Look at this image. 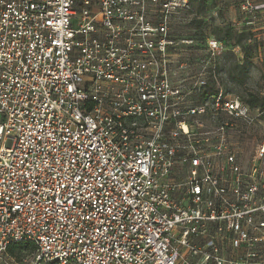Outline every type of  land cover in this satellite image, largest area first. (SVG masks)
Returning a JSON list of instances; mask_svg holds the SVG:
<instances>
[{
  "label": "built area",
  "instance_id": "built-area-1",
  "mask_svg": "<svg viewBox=\"0 0 264 264\" xmlns=\"http://www.w3.org/2000/svg\"><path fill=\"white\" fill-rule=\"evenodd\" d=\"M192 2L0 0V255L264 264V130L246 164L237 149L262 120L198 98L227 44L172 33Z\"/></svg>",
  "mask_w": 264,
  "mask_h": 264
},
{
  "label": "rangeland",
  "instance_id": "rangeland-1",
  "mask_svg": "<svg viewBox=\"0 0 264 264\" xmlns=\"http://www.w3.org/2000/svg\"><path fill=\"white\" fill-rule=\"evenodd\" d=\"M242 1L193 0L190 11L173 18L170 27L172 33L179 37L203 32L214 34L226 42L227 49L215 56L212 65L206 69V85L197 91V95L201 98L206 93L222 89L232 96L243 100L250 97L260 104L258 108L252 109V114L256 119H261L262 124L250 128L248 137L237 146L241 162L246 164L260 138L258 131L264 130V11L255 16L248 15L250 22L246 24V15L239 10ZM230 7L233 13L229 10ZM233 14H236L235 22L232 20ZM196 70L199 68L196 67ZM192 72L194 71L186 70V74H181V77L189 78L193 75ZM190 83H193L192 79L187 80L186 86H190ZM18 254L19 259L10 254H1L0 264L30 263L29 251L23 250ZM260 255L259 259L264 260V250Z\"/></svg>",
  "mask_w": 264,
  "mask_h": 264
},
{
  "label": "trees",
  "instance_id": "trees-1",
  "mask_svg": "<svg viewBox=\"0 0 264 264\" xmlns=\"http://www.w3.org/2000/svg\"><path fill=\"white\" fill-rule=\"evenodd\" d=\"M197 33L193 34V36H195ZM217 91V90H216ZM216 91H212L211 93H206V95L212 94L213 92ZM243 102H245L246 104L249 105V107L251 109H255L258 108V106L260 104H257L255 102V100L251 99L250 97L246 98V99H241ZM34 245L31 243H26V242H20V243H15L14 245H11L7 248V252L8 254H10L12 257L16 258H20V254H18L20 251L26 250L29 251L30 253L33 252L34 250Z\"/></svg>",
  "mask_w": 264,
  "mask_h": 264
},
{
  "label": "crops",
  "instance_id": "crops-1",
  "mask_svg": "<svg viewBox=\"0 0 264 264\" xmlns=\"http://www.w3.org/2000/svg\"><path fill=\"white\" fill-rule=\"evenodd\" d=\"M229 10H230L232 13L234 12L233 9H232V7H230ZM234 16L236 17V14H233V19H232V20H235Z\"/></svg>",
  "mask_w": 264,
  "mask_h": 264
}]
</instances>
